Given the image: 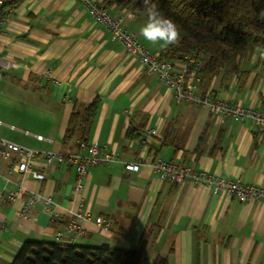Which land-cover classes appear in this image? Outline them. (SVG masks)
<instances>
[{
    "label": "crops",
    "instance_id": "0c3cea01",
    "mask_svg": "<svg viewBox=\"0 0 264 264\" xmlns=\"http://www.w3.org/2000/svg\"><path fill=\"white\" fill-rule=\"evenodd\" d=\"M106 8L121 17L151 53L161 54L165 47L139 36L145 22L118 6ZM261 59L255 51L242 62L239 74L221 72L212 77L200 76L202 61L197 71L189 66L187 76L195 74L200 94L264 111ZM0 61L16 64L4 76L12 82L3 85L9 95L3 89L0 93V121L52 137L54 144L5 126H0V139L61 152L75 151L79 142L97 143L106 145L121 162L142 159L138 172L125 171L122 163L90 169L79 201L74 195V169L48 167L37 158L33 166L45 179L35 181L27 175L23 182L30 190L51 196L61 207L60 219L50 222L38 204L32 210L36 222L20 225L16 211L24 197L0 204V224L6 226L0 232V264H11L27 241L66 243L55 240V235L64 230L68 211L76 210L87 213L91 221L74 244H107L125 250L144 244L142 264H153L158 257H165L167 264H264V202L243 203L213 195L188 180L171 184L150 166L156 159L181 162L247 185L264 186V132L253 122L177 104L169 89L155 75L146 74L138 59L126 54L77 0H16L12 16L0 28ZM169 62L176 70L187 69L182 60ZM95 100V116L82 123L84 109ZM73 112L80 119L67 137ZM130 128L137 135L134 139L126 137ZM151 130L156 133L150 134ZM9 167L10 162L0 160V190ZM12 178L21 179L17 174ZM96 217L111 220L109 234L97 229Z\"/></svg>",
    "mask_w": 264,
    "mask_h": 264
},
{
    "label": "built area",
    "instance_id": "2783aa9c",
    "mask_svg": "<svg viewBox=\"0 0 264 264\" xmlns=\"http://www.w3.org/2000/svg\"><path fill=\"white\" fill-rule=\"evenodd\" d=\"M15 1L0 0V28L12 16ZM77 1L86 8L95 23L108 31L112 40L121 44L126 54L138 59L146 74L155 75L169 89L177 104L185 103L203 107L212 115L229 117L234 121L250 120L264 132V111L231 104L218 100L211 95L198 93L195 74L193 73L194 75L190 77L187 76L189 66H193L195 71L201 66L202 60L198 55H184L182 61L187 69L184 71L176 70L169 61L160 55L151 53L144 47L137 36L124 26L122 18L111 15L101 0ZM15 67L16 64L13 62L0 61V79H3L6 72ZM44 77L46 78L48 75L44 74ZM0 126L33 137L39 142L48 145L54 144V138L52 137L35 135L1 121ZM149 133L154 135L156 131L151 130ZM40 157L48 167L67 165L74 169L76 175L74 195L79 201L84 189V179L90 169L97 166L122 163L125 171L138 172L142 163L141 158H137L132 162H121L118 155L109 150L106 145L97 143L79 142L75 151L61 152L53 149L43 151L29 149L14 142L0 139V160L10 162L7 173L2 176L4 186L0 190V204H12L17 199L24 197L21 208L16 211V219L20 222V225H23L25 221L36 222L37 218L32 215V210L38 204H41L42 211L48 216L50 222H58L61 216V207L51 196H46L41 191L30 190L23 182V178L27 175L35 181L45 179V174L33 166V162ZM150 166L161 180L171 184L178 185L188 180L196 185L208 188L213 195L235 197L243 203L249 201L264 202L263 185H247L242 183L240 179L217 176L205 170L194 169L181 162L156 159L152 161ZM15 174L19 175L21 179L14 180L12 177ZM78 206L82 207L81 204ZM90 221V216L83 211H68V221L64 230L55 235V240L74 244L83 237L85 234L84 226ZM93 221L101 233L106 235L110 233L113 226L111 220L105 217H96ZM3 231H6V226L0 224V232Z\"/></svg>",
    "mask_w": 264,
    "mask_h": 264
},
{
    "label": "trees",
    "instance_id": "16d2710c",
    "mask_svg": "<svg viewBox=\"0 0 264 264\" xmlns=\"http://www.w3.org/2000/svg\"><path fill=\"white\" fill-rule=\"evenodd\" d=\"M152 3L181 32L179 43L165 47L160 56L167 61H180L186 54L198 55L203 61L201 77L221 72L224 76L239 74L244 60L255 51L259 54L264 51V15H260L264 0H152ZM104 5L126 9L146 21L142 0H104ZM16 38L28 41L26 36ZM260 61L264 74V59ZM96 109L97 100L84 109L82 123H88ZM76 116L73 112L67 137L80 119ZM136 136L132 128L126 133L128 139ZM144 250V244L137 250H125L107 244L80 246L27 241L11 264H142ZM153 264H167V260L158 257Z\"/></svg>",
    "mask_w": 264,
    "mask_h": 264
},
{
    "label": "clouds",
    "instance_id": "9594fccd",
    "mask_svg": "<svg viewBox=\"0 0 264 264\" xmlns=\"http://www.w3.org/2000/svg\"><path fill=\"white\" fill-rule=\"evenodd\" d=\"M146 13V21L139 28V36L151 45L168 47L176 45L181 39L180 28L171 19L163 15L152 0H142ZM264 15V11L260 13ZM256 57H253L255 59ZM260 58L264 59V51H260Z\"/></svg>",
    "mask_w": 264,
    "mask_h": 264
},
{
    "label": "rangeland",
    "instance_id": "374dc122",
    "mask_svg": "<svg viewBox=\"0 0 264 264\" xmlns=\"http://www.w3.org/2000/svg\"><path fill=\"white\" fill-rule=\"evenodd\" d=\"M6 82L11 83L12 80H11V79L7 80V79H4V78L0 80V93H1V94H3V93H2V89H3V85H4ZM14 85H16V84H14ZM21 89H22V88H21ZM3 91H4L6 94H8L4 89H3ZM8 95H9V94H8ZM0 100H1V98H0Z\"/></svg>",
    "mask_w": 264,
    "mask_h": 264
}]
</instances>
